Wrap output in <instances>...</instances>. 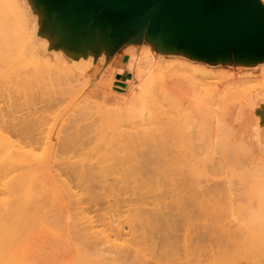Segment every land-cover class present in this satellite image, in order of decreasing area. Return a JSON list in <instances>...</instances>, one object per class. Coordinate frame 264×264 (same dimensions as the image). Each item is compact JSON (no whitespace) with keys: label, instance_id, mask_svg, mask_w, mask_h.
<instances>
[{"label":"bare ground","instance_id":"1","mask_svg":"<svg viewBox=\"0 0 264 264\" xmlns=\"http://www.w3.org/2000/svg\"><path fill=\"white\" fill-rule=\"evenodd\" d=\"M77 2H82V0ZM19 8L22 7L19 6L18 1L0 0V65L3 64L6 66L9 65L10 62L13 63V60H15L14 56L17 55V57L22 56L24 60L26 59L24 61L19 57V59L21 58L19 64H21L20 61L23 60L26 62V65L30 64L29 66H35V64H38L39 62H35L34 60L29 61L27 60L29 57L23 56V44L27 47L26 43H23L21 46L23 47V51H21V47L19 50L16 36L13 33L14 26L12 20L15 15L19 13ZM91 36L92 35L90 34L87 38L83 37L80 39H75L73 36H70L71 38L66 39V42L78 43L83 48H89L91 43H93ZM103 36L106 43H112L111 32L108 31L104 33ZM19 45H21V43ZM27 50L28 49L25 48V52ZM17 52L20 54H17ZM28 55L29 54H27V56ZM144 55L143 57L133 56L135 58L134 61L137 64L134 66L135 79L131 81L119 101L122 105L127 104V107L117 111L118 114L105 113L102 115V111L98 112L102 118L107 114V117H104L106 122L103 120L105 124H101V128L105 129V125L108 124L110 130H114L117 137L113 139L114 137L109 138L108 136L107 138L106 136V139H109V142L105 139L106 146L104 152L101 153V156L98 159L94 156L96 157L94 160L97 159L96 162H94V165L88 166L87 162V166H85L86 162H84V165L74 167L73 165H70V162L69 165L73 166V168L67 166L68 168L70 167L73 169L69 170H71L70 174H73V177L75 178L73 180L74 184L75 182H79L78 184L83 186V188L81 187L83 190L82 192H85L84 194L88 195L87 197L89 198V201L96 202V204L100 206V211L103 212L101 220L99 223L95 224L84 208L85 206L80 207V211L75 220V234L81 241V247L80 252L75 255L76 258L73 259L70 264H264V163L260 162L254 165V162H251V159L253 158L248 155L249 151L246 150V147L241 144L232 143L223 131H221L222 133L217 138H213V131L210 124V95L212 96L218 92V83L202 78L199 82L195 83L196 87L192 88L194 91H186L188 94L192 93V100H190L191 106L181 108L179 101L169 90H162L164 85L160 79L159 61L150 57L148 51L145 52ZM14 63L17 65L18 61L15 60ZM14 63L12 65H14ZM24 64L25 63L20 65V67L18 65L16 68L19 67V71L21 70V72H25L24 70L27 68L26 66L24 69L22 68L23 71L21 69V66H24ZM38 65L40 66L37 69H40L41 75L43 74L40 76L43 79L45 78L46 82L49 79H52V70L48 67H41V63ZM0 67L2 68V66ZM31 68L35 67L31 66ZM41 68L44 69L41 70ZM3 69L4 68L0 69V101L4 99L2 97L10 96V93H13V90L11 91L12 86H15L13 85L15 82L11 86L13 80H10L11 76L9 79V75H7L8 70L5 71ZM37 69H35L36 72ZM28 70H30V68ZM28 72L25 73L30 75L31 73L28 74ZM25 73H21L22 79L23 77H26ZM34 75L35 74L31 77ZM44 75H47L48 77H45ZM35 76H37V74ZM58 76L57 78L60 77ZM42 78L40 82L43 80ZM30 79L31 78H27V81ZM39 79L40 77H38L37 80ZM25 80L26 79H24V82L21 80L22 84L20 82V85H18L19 83L16 85L23 87L26 85ZM33 81L36 83L32 82L30 86H35V84H37L36 79H33ZM40 82L38 84H40ZM46 82H41V85L43 84L42 87L45 85L48 86L47 84L49 82ZM157 85L159 88H157ZM18 86L16 87L18 88ZM160 86H162L160 90V95L162 97L159 96L162 99L157 96V91L160 89ZM197 88L204 93L197 91ZM34 89H36V87ZM45 89L46 88H41L43 93L49 91V89H47V91ZM17 90L18 89H15L14 92L16 93ZM57 91L58 93H53H69L67 90H62V92L61 90ZM69 91L71 92V89ZM21 92L24 93L23 91ZM21 92L19 91L18 93ZM15 93L14 96L11 95L12 98L17 97H15ZM29 93L33 94V92L30 91ZM29 93L28 97H30ZM34 93L36 95L38 92L34 91ZM51 93L49 92L50 96ZM23 95H20L23 97V101L21 100L22 104L20 102L18 103L22 105V108L20 105L19 109V105H17L18 111L23 109V106L25 107L26 105V103L25 105L23 103L25 101ZM35 95L34 97L37 98ZM11 96L5 99H9ZM156 97L161 101H165V103L162 102V104H167V107L160 105V103L158 104L157 102L159 99L157 101ZM19 98L21 99V97ZM19 98L17 99V102L19 101ZM73 99L76 100L75 98ZM10 100L13 99H9V102H11ZM34 100L32 99L33 106H35ZM13 101L16 100L14 99ZM3 102H5V100ZM6 103H8V101H6ZM29 103L30 101L28 104ZM11 104L12 103H9L10 107ZM74 104L77 105L78 102ZM12 105L13 108L14 104ZM27 106L29 107V105ZM158 106L162 108L160 109ZM15 107L14 109L17 110V107ZM79 107L74 108L73 112L71 107L72 113H69V116L67 114L66 118H69L71 114L74 119L75 117L77 118L79 114V118H84V113H81ZM164 107H166V109H164V113H161L160 111H162ZM12 108L10 109L11 111H4L1 109L0 105V264H32L25 257L22 248L24 242L27 240V228L38 220L39 215L37 214L40 213L38 210L41 211L43 209L41 208L40 210L39 208L40 200H38L39 196L37 197V194L39 195L41 193L39 190L43 191L44 187H46L47 181L43 183L45 179L54 182L53 180L55 179L57 181L59 179L58 177L61 175L56 177V172L47 169L51 164L50 162H47L50 160L52 161L53 157H55V154H53L56 149L54 144L55 141L52 137L54 129H48L50 130V133L53 131L51 133L52 135L46 134V137H42L43 135L39 137V140L42 141L45 148L44 146L39 148V146H42L40 145L41 141L38 140L40 144L36 143L39 149H46V151L43 150L41 153H44L43 155H47V157L43 158L40 155L42 158H36L37 156L34 158L33 154L30 156L28 155L29 153H26L27 151L25 152L27 147L24 149L25 147L22 145L23 143L20 144L17 141H14V139H12L13 137H11L13 133L17 131L15 130V127L24 124V121L27 118L26 117L23 120L24 123L22 124L11 122L15 120L14 118L16 117H13L12 113L14 111V114L17 113L16 110L12 112ZM77 108L79 114L75 110ZM167 108L169 110H167ZM85 110L89 111L88 109H84V111ZM166 110L169 113L171 112L170 114L173 117H171ZM172 110L174 111L175 116L173 115L174 113ZM74 112L75 114L73 115ZM166 112L169 114L170 120L173 121V123L171 121L172 124L169 123V119V121H167L165 118L166 116L169 118ZM195 112L199 113L201 117L199 120H196L195 117L191 115ZM76 113L78 114L77 116H75ZM156 113L167 114L161 116L158 115L161 119L165 116L164 119L166 120H164L163 124L164 126L166 125L169 127L170 131H168L172 135L168 142V154L165 151L163 152L165 154H161L162 151H160L161 148H165L163 145L165 141L163 142L162 140L165 138L166 134L160 129L163 127V124H161V121L163 120H160L161 123L157 122V119L159 121V117L158 115L154 116ZM32 114L34 115L33 112ZM108 114H111L113 117L110 115L108 116ZM88 115H90V111L86 115V117L90 119ZM114 115H116V117ZM151 116L153 118L152 120L150 118ZM146 117L149 118L147 119ZM66 118H64V120ZM79 118H77V120L75 119L76 122L73 120V122H75L73 125L78 126L76 125L78 122H81L82 124V121L84 120ZM102 118L98 120L95 119L94 121H97L96 123L86 124V126H88L87 128H93V124L97 125L98 122L97 127L100 128L99 124L100 121L102 122ZM41 119V117L32 119L25 126H20V128L24 127V130H22L25 132L27 130L28 134L34 130L37 132L36 129L44 126L46 127L47 125L45 123L46 125L44 124L41 126ZM44 119L45 118L42 119L43 122ZM70 119L72 121L73 118ZM146 119L147 122L151 121L150 123L155 120V125L159 123V125L157 124L156 126L160 130V134L159 130L156 131L157 127H155L154 123L151 125H149V122V124L147 122L144 123ZM68 120H66V125V122H64L62 118V121L67 128L68 125L71 126L72 124L68 123ZM125 120H128L125 122L128 129L131 128H129L128 122H131L129 123V125L131 124L130 126H135L137 121L141 124L138 122V126L132 127L131 130L127 129L126 131H121L124 129L123 127H125L124 124L121 125V123ZM167 122L169 124H167ZM90 125L93 127H89ZM119 125H121V127ZM79 126L80 129L75 127L73 130L76 128L77 130L74 132L71 130V127H69L70 131L65 127L66 131L68 130V133L72 131L70 134H66L67 132L65 133L63 126L61 127V129L63 128V134L61 133V135L59 133L61 136V142H59L63 145L58 144L61 145V151L63 147V151L70 149L67 151L69 153L72 150L71 146H76V149H74L76 150V154H78V132L86 127L85 124L83 125L84 127H81L80 124ZM152 126L156 129L154 131L158 132L154 133L156 136H159L158 140L161 142L160 144H162L160 146H163L161 148L155 144L157 143V140L153 139L154 133L152 131ZM151 127L152 133H150L149 129ZM9 128L13 130V133L8 131ZM95 128H93L94 131H96ZM111 128L115 129L112 130ZM116 128H122L120 130L121 133L118 132V135L116 133ZM17 129L20 132L21 129H19V127H17ZM61 129L59 131H61ZM85 129L84 131L86 132ZM93 129H91L92 132L89 131L91 132L90 134L94 132ZM44 130H46V128ZM55 130L58 131V128ZM57 131L55 135L59 136ZM17 132H15L16 135L19 134V132ZM25 132L23 134L20 132L21 135H18L21 137L23 136V139L20 137L23 141ZM80 132L79 134L81 135ZM89 132L87 134H89ZM107 132H109V130ZM64 133L66 134V137L63 140L62 136L65 135ZM94 134H97L96 138L99 137V134L95 132L92 135H88V137L91 136L90 138L93 137V139H91L92 141H95L96 139H94ZM108 134L111 135L112 133L110 132ZM170 134L166 137L168 138ZM151 135L152 137H150ZM15 136L14 138L16 139L17 136ZM30 137L33 136L30 134ZM34 137L33 139L28 137L32 141L34 140L31 143H35L36 141L35 139L37 138ZM83 137L88 140L90 139L85 137V135H83ZM83 137L82 139L84 140ZM101 137L105 138L102 135ZM146 138L148 141L153 139V141L150 142L151 144H149L148 141L146 143ZM27 139L25 138V143H28V141H26ZM76 141L78 142V146L75 144L77 143ZM80 141L84 142L82 140ZM99 141L101 140L99 139ZM99 141H95L93 145H90V143L88 144V142H90L89 140L86 144H88V147L90 145L94 148L96 146L94 144H97ZM103 141L102 143H104ZM83 145L84 144L80 145L79 149H81V146ZM32 146L33 144L28 149L32 150ZM141 146H148V148L146 151H137ZM84 147L88 149V147ZM57 149H59V147H57ZM74 149L72 152H74ZM140 149L145 150L143 147ZM47 150L49 155L46 153ZM96 150H99V148ZM96 150L94 153L91 151V153L95 155ZM82 151L79 150L80 153ZM32 152L36 153V151L33 150ZM57 153L59 157H61L60 152L57 151ZM65 153L62 152L61 154L63 155ZM69 156L70 154H68L67 158H69ZM77 158L79 159V157ZM55 159L57 160L56 157ZM80 159L83 160V156ZM32 160H34V165ZM86 160L89 161L87 158ZM94 160H92V162ZM53 161L55 162V160ZM74 161L75 159H73V162ZM80 161L77 163H80ZM57 162L59 163V161ZM31 163L33 167H31ZM35 163H39V167L40 165H44L43 169L45 168L46 170H42L44 172L43 175L38 172V168L34 169V166L36 165ZM82 163L83 161L81 164ZM45 164L48 166L45 167ZM67 167L66 170L68 169ZM41 169L42 167L39 168V170ZM53 169H55V167H53ZM59 169L61 170V168L56 170L59 171ZM62 171L66 174L63 167ZM53 173H56V175H53ZM209 182L213 183L209 184ZM47 183H49V185H47L46 189L56 182L51 184V181H49ZM42 184L46 185L43 186ZM58 184L53 185L56 186L55 188L52 186V188L49 187L48 190L52 189L56 194L57 191L55 189L59 191ZM76 186L77 184L75 187ZM50 192L51 191H48L47 193L50 196H53L54 192H51V194ZM48 194L47 196L46 194H42V196H45L44 198L46 199ZM80 196H78L77 192L73 197L77 198ZM41 198L45 200L43 197ZM166 199H170V202L164 203ZM82 200V197L81 200L77 199L78 202ZM84 202L85 201H82L83 204ZM77 206L79 207L80 205ZM34 210L38 212L37 214L35 213L36 217H33L35 216L33 214ZM43 211H45V208ZM124 214H128L126 221L121 220V217ZM191 228H195V230L197 228L200 230L201 228L204 232H202V235L199 234V236H201L198 240L196 238L195 243L192 241V244H189V234L187 236V232H190ZM199 230L196 231L199 232ZM126 236H131V239L126 240Z\"/></svg>","mask_w":264,"mask_h":264},{"label":"rangeland","instance_id":"2","mask_svg":"<svg viewBox=\"0 0 264 264\" xmlns=\"http://www.w3.org/2000/svg\"><path fill=\"white\" fill-rule=\"evenodd\" d=\"M13 1H18L19 6L22 7V8H19V11H18L19 13L17 15H15V17L12 20V23L14 26V32L13 33L16 36V41L18 42L17 43L18 44L17 46H19L18 49L22 46L23 43H26L27 47H25L23 44L24 48L23 47L20 48L21 51H23V49H24V51H23L24 53L22 52L24 54L23 56L29 57V58H27V60H29V61L30 60H34L35 62L38 61L39 62L38 64L41 63V67L42 66H44V68L48 67L50 70H52V72L50 71L52 73V75H51L52 79H49L50 81L49 80L47 81V82H49L47 84L48 86L45 85L46 87L45 86L42 87L43 84L41 85V82L42 81L46 82V80H45V78L43 79L41 77L43 74L41 75L40 69L39 70L37 69V68H39L40 65H38V64H35V66L31 65L32 67H35V68H31V66H29L30 64L26 65V62H24L26 59L24 60V58L22 56H18V57H17V55L14 56L15 60L18 61L17 65H16V63H14L15 60H13L14 65H12L13 64L12 62H10L9 65L4 66L3 64H1L0 66H2V68H4L3 70H5V71L8 70L7 75H9V79L11 76L10 80H13V82L11 81L12 82L11 86L15 82V84H13L15 86H12V89H11V91L13 90L12 91L13 93H10V96L11 95L14 96V93H15L14 90L15 89H18L17 90L18 92L23 91L24 93H22V92L18 93L16 91L15 97L16 96L18 98L21 97V99L19 98L18 102H17V99H18L17 97L12 98V96H11V98H9V99H13V100L15 99L16 100V101L10 100L11 102H9V99H7V100L5 99V98H8L10 96L2 97L4 99L3 100L1 99L2 101H0L1 109H3L4 111L5 110L11 111L10 109L13 106L12 104H14V107H15L16 103H17L16 107H17V105H19V109H20V105L22 104L21 100L23 101V97L20 95L24 94L23 96H24V100L26 102L24 101L23 103H24V105L26 103V105H25V107L23 106V109H21L19 111H18V107H17V110L14 109V107L12 108L13 109L12 112L14 110H16L17 113L14 114L15 111L12 113L13 117L14 116H16V117L14 118L15 120L12 119L13 121H11V122H14L15 124H22L25 122L24 124L17 126V127H19V129H21L20 130L21 134H23L25 131H23L24 127L20 128V126H23V125L25 126L32 119H36L37 117H41L42 119L45 118L44 122L41 119V126H43L45 123L47 125L45 124L46 127L44 126L42 128L37 127L38 128V129H36L37 132H35V130H34V131L30 132L29 134L26 130V132L24 134V136H25L24 141H25V138L27 139L28 137L33 139V137L35 135L34 138H37V139H35L36 140L35 143H31L34 140L32 141L29 138L26 140V141H28V143H25L22 140L23 136L22 137L18 136L20 134V132L18 131L17 127H15V130H17L19 132V134H17V135L15 134V132H17V131H15L13 133V130L11 128H9L8 131L10 133H13V135L15 134L17 136L16 137L14 135L16 137V139L14 138L13 135L11 137H13L12 139H14V141H17L20 144L23 143L22 145L25 147L24 149H26V147H27V150H25V152L27 151L26 153H29L28 155H30V156L33 154L34 158H35V156H37L36 158L47 157L46 154H45L46 156H44L43 155L44 153H41V152H43V150L46 151V149H43V148L39 149L40 147H43V146L45 148V145H43L42 141L39 140V137H41L42 135H43L42 137H44V136L46 137L47 135L53 134L52 137L55 141L54 144H55V148H56L54 150L53 154H55V157L57 158V160L55 159V157H53L52 161L50 160L47 162V163L50 162L51 164L49 166L47 164H45L46 165L45 167L48 166L49 168L47 167V169H51L50 171L56 172L57 175H56V173H53V175L55 174L56 177L61 175L58 177L59 179L56 178L59 181L58 180L56 181L54 179L53 180L54 182H52V180L45 179L43 182V183H45V181H47V182L51 181V184L56 182L53 185H57L59 182V184H58L59 185V191L57 189H55L57 191L56 194H55L54 190L53 191H52V189L48 190L49 187L52 186L53 188H55L56 186L51 185L46 189L47 185H49V183H47V182H46L47 185L42 184L43 186L46 185V187H44L43 191L39 190V192H41L43 195L46 194V196H47V194H48L47 192L51 191V192H54L53 193L54 195L50 196L48 194V197L45 199L44 198L45 196H42L41 193H40L41 195L37 194V197L39 196L38 200H40V203H41V204L39 203V208H40V210H41V208H43V209L41 211L38 210V212H40V213H38L36 211L37 209L34 210L33 214L35 215V213L36 214L38 213L37 215H39V217H38V220L36 222L31 224V226L27 228V231H26V239L27 240L24 242L23 248H22L25 257L32 264H70V262L76 258L75 255L80 252V247H81V241L78 239V237L75 234V229H76L75 228V225H76L75 220H76L78 212L80 211V207L85 206L84 208L86 209L89 216L93 219L95 224L99 223V221L101 220V216H102L103 212L100 211V206L97 205L96 202H93L91 200H90L91 202L89 201V198L87 197L88 195H85L84 194L85 192H82L83 186L82 185L80 186L78 184L79 182H77V183L75 182V184H74L73 180L75 178L73 177V174L71 175L70 173H71V170H73V169H71V168H73V166L76 167L78 165H84V162H86L85 166L94 165L95 164L94 162H96V160L101 156V153L104 152V149L106 146V141L109 142V139L107 140L106 136H107V138H108V136H109V138L114 137L113 139H115L117 137L115 135V131L113 130L115 128H111L114 131V134H113V131L110 130V127L108 126L107 123H106L107 125H105L106 127L103 126V127H105V129L101 128V124H105V122H106L104 117H107V114L102 118V116L100 114H98V112L102 111V113H103L102 115H104L105 113L116 114L117 111L127 107V104L122 105L121 103H119V101H120V98L122 97V95L124 94V91L128 88L131 81H133L135 79L134 66L137 64L134 61L135 58L133 56H136V57L142 56L143 57L144 53L148 51L150 57H153V59H157L159 61L158 66H159V70H160V79H161V82L164 85V87L162 88L163 85L160 83L162 86H160V89H158V91H157L158 95L157 96L158 97L161 96L160 95L161 88H162V90L167 89L179 101L181 108H187V107L191 106L190 100H192V93L188 94V92H186V91H188V90L194 91V90H192V88L196 87L195 83L199 82L202 78H206L212 82L218 83V85H219L218 92L213 94L212 96L210 95V97H211L210 124H211V128L213 131V138H217L222 133L221 131H223L229 137V139L232 143L241 144V145H244L246 147V150L249 151L248 155H250L251 158H253V159H251V162H254V165L258 164L260 162L264 163V51L246 50V53L237 55L234 50L228 49L227 51H225L227 53H219L215 56L208 57V58H199V57L191 58L192 55H189L191 52L190 51L188 52V50H186V49H188V47H186V49H184L181 53L179 52L178 47H177L178 43H173L175 41H178L177 32H176L174 27L171 26L173 29L172 30L171 27L166 24V19L161 14L158 15V17L155 19V21L151 27L152 31L154 32L151 39L148 36V31H144L141 33L130 32V33H126V34L124 32L121 35H119V38H116V42H115L114 35H116V28L113 26L110 27L108 25L104 26L106 23H104L101 19H99L100 21L95 26L93 24V25L89 26L87 30H84V31H82V29H84V28H82V26H76L75 23H73V26H66L65 25V22L68 21V16H64L63 14H65V11L66 12L71 11L72 7L77 4V1H81V0L73 1L74 3H72V4H67L64 0H13ZM257 1L259 2V4H261L262 7H264V0H257ZM78 3L81 4L82 2H78ZM64 7H66V9ZM77 28H79V29H77ZM108 31L112 33V39H111L112 43H106V41L104 40L103 35H104V33L108 32ZM90 34L92 35L91 37H92L93 43H91V46L89 48L88 47L83 48L78 43L66 42V39L71 38L70 36H73V38H75V39H80L83 37L87 38ZM20 43H21V45H19ZM25 48L28 49L26 52H25ZM16 50H17V48H16ZM21 51H19V52H21ZM19 52H17V54H20ZM27 54H29V55L27 56ZM19 57H21L24 60V61L21 60L22 62L20 61L21 64H19V60L21 59V58L19 59ZM17 58H18V60H17ZM123 60H124V64L130 70L129 74H126L124 76V78H126L125 80L124 79L122 80L121 77L117 76V74H116V67H117V65L120 66L121 65L120 62ZM34 61H33V63H34ZM23 63H25V64H24V66H21V69L22 68L24 69L25 66L27 68L29 67L30 70L33 69L30 71V70H28L29 68L28 69L25 68L24 71L25 72L30 71V72H28V74L31 73L30 75H27V73L21 72V70L20 71L18 70L20 65H23ZM33 63H31V64H33ZM124 64H122L121 66H124ZM18 65H19V67L16 68V66H18ZM37 65H38V67H37ZM2 68L0 67V69H2ZM23 69H22V71H23ZM26 69H27V71H26ZM35 69H37V72L35 71ZM43 69L41 68V70H43ZM120 71H121V69H120ZM15 73H17V74H15ZM21 73H25L26 77L25 78L23 77V79H22ZM38 73H39V75H38ZM33 74H35V75L37 74V76L34 75L35 76V77L33 76L34 78L31 77ZM57 76L59 78H57ZM38 77H40L39 80H37ZM27 78H31L30 80H28L30 83L27 81ZM41 78L43 80L40 82ZM20 79L22 80V82H24V79H26L25 80L26 85H24V83H23V85L25 87L23 85H21L23 87L18 86V85H20V82H21ZM33 79H36L37 84H35V86L31 85L32 86L31 87L30 84H32V82L35 81V80L33 81ZM46 79H48V78H46ZM16 80H17V83H16ZM22 82H21V84H22ZM39 82H40V84H38ZM34 83H36V82H34ZM16 84H18V85H16ZM27 85H28V87H27ZM158 85H157V88H159ZM16 86H18V88ZM13 87H15V88H13ZM33 87L34 88L36 87L37 90L34 89ZM25 88H26V90H25ZM41 88H43V89L46 88L45 89L46 91H47V89H49V91H47L46 93H43ZM31 89H33L34 91H36L38 93L35 95L34 91ZM68 89L69 90L71 89V92ZM45 90H44V92H45ZM51 90H52V93L54 91L56 93H58L57 90H61V92H62V90H65V91L67 90V92H69V93L65 92L63 94H54L55 93L54 92L52 95ZM26 91H28V92H26ZM29 91L33 92V94L35 96H37V98H35L32 93H29ZM197 91L204 93L203 91H200L199 89ZM49 92L51 93V96H50ZM28 93H29L30 97H28ZM205 97H207V96H205ZM34 98H35V100H34ZM73 98H75L76 100H74ZM32 99L35 101L34 102L35 106H33V104H32L33 103ZM158 99L159 98L156 97L157 101H158ZM4 100H5V102H3ZM72 100H73V103H72ZM6 101H8V103H6ZM27 101L28 102L30 101V103L28 104ZM159 101H161V100L159 99ZM159 101L157 102L158 104L160 103V105H162V106L167 105V104H164L165 101H163V100L161 102H159ZM19 102L21 104H18ZM76 102H78L77 105L74 104ZM79 102H81V103H79ZM162 102H164V103L162 104ZM9 103H12L11 107L9 106ZM72 104H74V105H72ZM27 105H29V107ZM79 105H80V107H79ZM70 106L72 107V112L74 111V108L79 107L80 108L79 110H81V113H84L85 117H86L87 113H89V111H90V115H88L90 117V119L86 117L88 119L87 120L85 117H84L85 119L82 117L79 118V116H80V114L78 113L79 110H78V108L75 109L76 112L79 114L78 115L76 113L75 116L78 115L77 118H79L81 120L83 119L84 121H82V124L83 125L85 124V126H86V124L88 125L89 123H96L97 121L95 122L94 121L95 119L98 120V119L102 118V122L99 120L100 121V124H99L100 128L97 127L99 122L97 123V125L93 124L94 127L91 126L92 124L89 126V127H93V128L97 127L99 129V131H98V129L95 128L96 131H94V129L91 128V129H93V131L95 133L99 134L98 135L99 137H97V138H96L97 134L93 135L94 139L96 138L95 141H99V139L101 140V141H99L101 143L97 142V144H94V145H96L94 148H93V146H90V145H93V143L95 142L94 140L93 141L91 140V139H93V137L92 138H90L91 136L88 137V135H92L94 132L92 134H90L92 132V130L90 128H87L88 126L85 127L86 129L85 128L84 129L86 130V132L91 131V132H89V134H87L88 132L86 133L84 131V129L83 130L81 129L82 130V131L80 130L81 132L78 130L81 133L82 137H83V135H85V137L90 138L89 139L90 142H88L89 140L87 138H84V137H83L84 138V140H83L81 135L78 132L77 141H79V147H80V145L84 144L83 146H81V149H79V147H77L78 154H76V150H75L76 146H73V147L71 146L72 150L69 153L67 151L70 149L63 151V147H62V151L60 150V148H61L60 146L63 145L60 143L61 142L60 141L61 140L60 134L61 133L63 134V128L65 129V127H66V129L69 130V127H71L72 128L71 130L74 132L77 130V128L80 129L79 124L81 125V127H84L81 124V122L76 123V125H78V126L73 125V123L76 122L77 118L75 117V119H76L75 120L74 117H72V114L69 118H66L67 114L69 116V113H72ZM31 107H33V108H31ZM166 107H164L163 110L160 112L162 113L164 111V109H166ZM21 108H22V105H21ZM30 108H31V110H30ZM84 109H88L89 111H87V110L84 111ZM167 110H169V109L167 108ZM31 111L34 113V115L32 114ZM86 111H87V113H86ZM170 111H171V109H170ZM172 112L174 113L173 110H172ZM161 113L160 114L158 113V114L160 116L161 115H167L169 112L167 114H161ZM29 114H31V115H29ZM74 114H75V112L73 113V115ZM111 114H108V116L109 115L112 116ZM158 114L156 113V114H154V116L158 115ZM169 114H168V117H169ZM159 115H158V117H159ZM173 115L175 116V113ZM191 115L193 117H195L196 120H199L201 118L199 113H197V112L192 113ZM114 116L116 117V115H114ZM152 116H153V114H152ZM152 116L150 117L151 120L154 118V116H153V118H152ZM170 116H171V114H170ZM30 117H31V119H30ZM164 117L165 116H163L162 119H161V117H159V121L156 117L157 122H159V123L162 122L161 124H163L164 120H166V119H167V121L170 120V117L167 118V116H166L165 117L166 119H164ZM171 117H173V116H171ZM62 118H63L64 122H66V120L69 119L68 123H70V124L72 123L71 126L68 125V128H67V126H66L67 122L65 125V123L62 121ZM64 118H66V119L64 120ZM70 118H73L72 121ZM146 118L148 119L149 117H146ZM24 119H25V121L23 122ZM147 119L144 123L147 122ZM171 119H173V118H171ZM73 120H75V122H73ZM103 120L105 122H103ZM160 120H163V121L160 122ZM126 121H128V120H125V121H123L124 123L123 122L121 123V125L124 124L125 127H123V126L122 127L125 130L122 128H121L122 130L120 128H116L117 129V131H116L117 135H118V132L121 133V131H126L128 129V127L125 125ZM171 121L172 120H170V122H169L170 124L173 123V121H172V123H171ZM138 122L139 121H137L135 123L136 125L134 123L133 124L135 126H138V124L140 123V122L139 123ZM154 122H155V120L152 121V123H150V124L148 123V124L151 125ZM129 123H131V122H128V126H129V128L130 127L131 128L128 130H131L132 127H135V126H130L131 124L129 125ZM155 123H154V125H155ZM159 123H157V124L159 125ZM169 123L167 122V124H169ZM61 125L63 126L62 129H61V127H62ZM72 125H73V127H72ZM121 125H119V126L121 127ZM156 125H155V127H157ZM74 126L77 127L75 130H73L75 128ZM162 126H161L162 128H160V127L159 128L162 129L161 131H163L164 134H166V136H168V134H170L169 133V131H170L169 127H167L166 125H165L166 126L165 127L164 124ZM168 126H170V125H168ZM144 127H142V128H144ZM152 127L149 128L150 133H152L151 132ZM155 127H153V130H152L153 133L155 132L154 130H156V129H154ZM164 127H165V129H164ZM45 128H46V130H44ZM50 128L54 129L53 130L54 132L51 130L53 132V133L51 132L52 134L50 133V130H48ZM56 128H58V131L61 129V131L58 132L57 130H55ZM13 129H14V127H13ZM39 129H40V131H39ZM66 129H65V133L68 131V130L66 131ZM100 129H102V130H100ZM103 129H104V131H103ZM106 130L107 131L109 130V132H107ZM158 130L159 129L157 127L156 131H158ZM44 131H45V133H44ZM56 131H57L59 136L55 135ZM102 131H103V133L106 132L105 133L106 135L103 134ZM71 132H69V133L67 132L66 134H70ZM83 132H84V134H83ZM110 132L112 133L111 134L112 136L108 134ZM163 132H162V135H163ZM155 133H158V132H155ZM155 133H154L153 139L157 140V143H155V144H157L159 146V148H161L163 146H160L162 144H160L161 142H159V140H158L159 136L158 135L156 136ZM30 134L33 137H30ZM66 134L62 136L63 140L66 137ZM159 134H160V130H159ZM27 135H29V136H27ZM101 135L105 138H102ZM152 135L150 137H152ZM166 136L164 138L165 140L162 138L163 139L162 141L163 142L165 141L164 143L163 142L162 143L166 149L161 148V150H160V151H162L161 154H165V153H163L164 151L167 152V154L169 152L168 151V148H169L168 142H169V138L172 135L170 134L168 138ZM57 137L59 140L57 139ZM163 137H164V135H163ZM79 138H81V139H79ZM105 139H106V141H105ZM153 139L151 141H153ZM38 140L41 141V144ZM80 140H82L84 142H81ZM143 140H144V138H143ZM102 141L104 143H102ZM147 141H148V139L146 138V143H147ZM151 141L150 140L148 141L149 144H151L150 143ZM87 142H88V144L90 143L89 147L93 148V149H90L88 147V144H86ZM36 143L40 144L42 146H39V148H38ZM62 143H63V141H62ZM29 144H31V145L33 144V146H35V147L32 146L33 148L31 147V149L33 151H36V153L35 152L33 153L32 150L28 149L31 146ZM58 144H61V145H58ZM75 144L77 145L78 142ZM84 146L88 147V149H86ZM57 147H59V149H57ZM96 147L99 148V150H96L97 149ZM141 147L145 148V150L140 149ZM141 147L139 149H137V151H139V150L146 151L148 148V146H141ZM149 148H150V146H149ZM73 149H74V152H72ZM40 150H42V151H40ZM79 150H81V151L83 150V151L80 153ZM86 150L88 151V154H87ZM95 150H96V153L94 155L93 153ZM57 151L60 152L61 157H59ZM65 151H66V153H65ZM91 151L93 153H91ZM38 152H40L41 154ZM62 152L65 154L62 155L61 154ZM46 153H48V150ZM72 153H73V155H72ZM34 154H36V155H34ZM38 154H39V156H38ZM68 154H70V156L72 155L71 158L69 156L70 159L67 158ZM81 154H83V155H81ZM48 155H49V153H48ZM30 156H28V157H30ZM76 156L79 157V159ZM82 156H83V160L80 159V158H82ZM94 156L97 157L96 160H94L96 158ZM62 157L63 158L65 157L66 159L65 158L63 159ZM86 158L89 159V161L86 160ZM73 159H75L74 162H73ZM90 159H91V162H90ZM53 160H55L57 165L55 164V162ZM92 160H94V161L92 162ZM252 160H254V161H252ZM33 161L34 160H32V163H33ZM57 161H59V163ZM79 161H80V163H77ZM82 161H83V163L81 164ZM61 162L63 163V165ZM70 162H71L70 165H73V166L69 165ZM87 162H88V164H87ZM255 162H257V163H255ZM32 163H31V167H33V165H34V163H33V165H32ZM37 164L34 166V169L38 168V172L43 175L44 172L42 170H44V171L46 170L45 168L43 169L44 165L42 163H40L43 166L40 165V167H42V169L39 170V168H40L39 163H37ZM65 164H67V165H65ZM74 164H76V165H74ZM67 166H70L71 168L70 167L68 168ZM53 167H55V169H53ZM62 167H63V170L66 171L65 172L66 174L63 173L64 171H62ZM66 167L68 168L67 170H66ZM58 168H61V170L59 169V171H57L56 169H58ZM69 169H71V170H69ZM212 183L213 182H209V184H212ZM76 184H77V186L75 187ZM78 185H79V188H78ZM71 190H73V191H71ZM51 192H50V194H51ZM77 192H78V196H80V194H81V196L77 197V198L73 197L74 194H76ZM72 194H73V196H72ZM40 196L43 197L45 200H43ZM75 196H77V195H75ZM81 197L83 199L82 201H85L84 204L82 203V201H79V202L77 201V199L81 200ZM168 202H170V199H166L164 201V203H168ZM81 203L83 204V206ZM77 205H80V206L78 207ZM44 208H45V211H43ZM127 215L128 214H124L121 217V220L126 221V219L128 218ZM33 217H36V215ZM194 230H195V228H191V230H190L191 233L189 231L187 232V236L189 234V236H188L189 244L192 241H193V243H195L196 238L198 240V238L202 235V232H204V230L201 228H200V230L198 228L196 229L197 231L199 230V232H197L196 230L194 231ZM127 231H125V232H127ZM195 232H197V233H195ZM199 234H201V235L199 236ZM130 237L131 236H126L125 239L129 240V239H131Z\"/></svg>","mask_w":264,"mask_h":264},{"label":"water","instance_id":"3","mask_svg":"<svg viewBox=\"0 0 264 264\" xmlns=\"http://www.w3.org/2000/svg\"><path fill=\"white\" fill-rule=\"evenodd\" d=\"M90 9L94 17L87 12ZM160 14L176 30L178 41L173 43H178L179 52L188 47L191 58H208L228 49L237 55L264 51V8L257 0H83L63 15L68 16L66 26L75 23L82 31L101 19L104 26L116 28V42L124 32L148 31L151 39V27Z\"/></svg>","mask_w":264,"mask_h":264},{"label":"crops","instance_id":"4","mask_svg":"<svg viewBox=\"0 0 264 264\" xmlns=\"http://www.w3.org/2000/svg\"><path fill=\"white\" fill-rule=\"evenodd\" d=\"M87 12H89V14H90V16L91 17H94V14H95V12H93V10L92 9H90V10H88ZM88 13H85V15H89ZM92 14V15H91ZM149 20H147V22H148ZM146 22V23H147ZM140 26H142L141 25V23H140V25H139V27ZM138 27V28H139ZM186 57V56H185ZM188 57V56H187ZM120 64L122 65V64H124V60L123 61H121L120 62ZM119 66V65H117V67H116V74H117V76H119V77H121V79L123 80H125L126 78H124V76L126 75V74H129V72H130V70H129V68L124 64V66ZM120 69H121V71H120Z\"/></svg>","mask_w":264,"mask_h":264}]
</instances>
